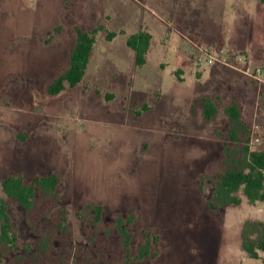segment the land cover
<instances>
[{
  "label": "rangeland",
  "instance_id": "obj_1",
  "mask_svg": "<svg viewBox=\"0 0 264 264\" xmlns=\"http://www.w3.org/2000/svg\"><path fill=\"white\" fill-rule=\"evenodd\" d=\"M76 26L104 30L82 81L49 96L47 86L68 67ZM140 30L152 41L136 67L126 40ZM202 96L218 107L210 121ZM229 96L251 149L264 150L258 0H0V197L19 243L0 247V264L119 261L120 239L106 226L129 211L138 214L129 227L133 253L144 229L160 237L155 260L129 264H264L262 253L252 260L241 247L256 238L264 202L249 205L238 192V206L206 204L214 188L206 173L224 165L225 138L216 132L229 125ZM17 173L57 174L59 200L40 194L24 211L1 189ZM87 205L103 207L102 224L92 223Z\"/></svg>",
  "mask_w": 264,
  "mask_h": 264
},
{
  "label": "trees",
  "instance_id": "obj_2",
  "mask_svg": "<svg viewBox=\"0 0 264 264\" xmlns=\"http://www.w3.org/2000/svg\"><path fill=\"white\" fill-rule=\"evenodd\" d=\"M264 4V0H258ZM104 30L98 27L91 31H84L79 26L74 28L75 42L69 53V63L67 69L51 82L46 89L49 96H57L65 90L66 86L75 88L83 79L87 70L92 51L95 45V36L99 31ZM58 31V30H57ZM114 33H107L106 39L112 40ZM152 36L144 30L130 35L126 40V46L134 54V64L136 67H143L146 64V56L150 49ZM202 117L205 121L212 120L218 112V107L210 97H200ZM147 107L143 106L142 111ZM224 114L229 119V125L225 133L216 132L223 136L222 170L215 171L213 176L208 174L210 182L214 188L211 196L206 200V204L212 211H216L226 206H238L241 199L237 196L241 192L249 205H256L264 202V150L255 151L251 149V133L242 122V114L237 101L229 96L223 108ZM139 116L141 112H135ZM207 175L199 178V192H203V183ZM60 179L57 174L47 176L36 175L30 180L23 174L17 173L9 175L1 182L3 194L16 201L26 212H29L37 196L48 194L55 201L59 200ZM84 212L93 219V224H102L103 207L100 205H87ZM84 217V214H80ZM61 216L66 223V212L62 210ZM138 214L129 211L124 214L113 215L111 223L107 224L108 231H115L120 239L122 256L119 261L105 262L104 264H129L139 263L144 260H155L160 249L157 247L160 237L151 228L143 230V236L137 246L136 253L132 252V233L129 227L136 221ZM257 236L253 241L242 242V250L248 258L252 260L260 259V253L264 255V221L256 224ZM64 230H68L65 225ZM0 247L8 250L19 248L18 236L13 226V220L9 212L6 200L0 197Z\"/></svg>",
  "mask_w": 264,
  "mask_h": 264
},
{
  "label": "crops",
  "instance_id": "obj_3",
  "mask_svg": "<svg viewBox=\"0 0 264 264\" xmlns=\"http://www.w3.org/2000/svg\"><path fill=\"white\" fill-rule=\"evenodd\" d=\"M241 4V3H240ZM148 54V53H147Z\"/></svg>",
  "mask_w": 264,
  "mask_h": 264
}]
</instances>
